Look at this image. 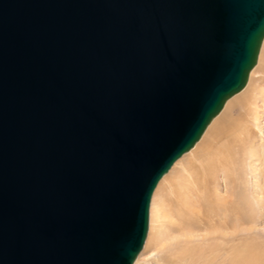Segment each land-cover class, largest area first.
<instances>
[{
    "label": "water",
    "instance_id": "1",
    "mask_svg": "<svg viewBox=\"0 0 264 264\" xmlns=\"http://www.w3.org/2000/svg\"><path fill=\"white\" fill-rule=\"evenodd\" d=\"M263 40L264 0H0V264H133Z\"/></svg>",
    "mask_w": 264,
    "mask_h": 264
},
{
    "label": "rangeland",
    "instance_id": "2",
    "mask_svg": "<svg viewBox=\"0 0 264 264\" xmlns=\"http://www.w3.org/2000/svg\"><path fill=\"white\" fill-rule=\"evenodd\" d=\"M224 115L235 122L230 134L215 129ZM227 142L235 144L233 161L212 163ZM234 204L242 205L239 218L230 213ZM136 260L264 264V40L245 88L155 187L147 236Z\"/></svg>",
    "mask_w": 264,
    "mask_h": 264
},
{
    "label": "bare ground",
    "instance_id": "3",
    "mask_svg": "<svg viewBox=\"0 0 264 264\" xmlns=\"http://www.w3.org/2000/svg\"><path fill=\"white\" fill-rule=\"evenodd\" d=\"M262 43H263V42H262ZM252 70H253V69H252ZM250 73H251V72H250ZM249 75H250V74H249ZM248 78H249V77H248ZM244 88H245V87H244ZM241 91H242V90H241ZM241 91H240V92H241ZM240 92H239V93H240ZM237 94H238V93H237ZM237 94H235L234 96H236ZM234 96H233V97H234ZM230 99H232V97H231ZM230 99H229V100H230ZM229 100H227V102H228ZM227 102H226V103H227ZM226 103H225V104H226ZM224 106H225V105H224ZM223 108H224V107H223ZM221 111H222V110H221ZM221 111H220V112H221ZM219 114H220V113H219ZM219 114H218V115H219ZM218 115H217V116H218ZM217 116H216V117H217ZM216 117H214V119H215ZM214 119H213V120H214ZM220 119H221V118H220ZM232 119H233V118H232ZM213 120H212V121H213ZM212 121L210 122V124L212 123ZM234 123H235V122H234ZM234 123H233V121L231 120V118L229 119L228 116H225V115H224V117H222V119H221V120L219 121V123L217 124L216 128H215V127H214V128H215L218 132H220V131L223 130V132H225L226 134H228V133L230 134V133H232L233 131L236 130V128H235V124H234ZM210 124H209V125H210ZM209 125H208V126H209ZM208 126L206 127V129L208 128ZM206 129H205V131H206ZM237 129H238V128H237ZM205 131H204V132H205ZM215 132H216V131H215ZM203 134H204V133H203ZM203 134H202V136H203ZM215 134H217V132H216ZM202 136H201V137H202ZM235 138H236V137H235ZM200 139H201V138H200ZM200 139H199V140H200ZM225 143H226V142H225ZM196 144H197V143H196ZM196 144H195V145H196ZM222 146H223V145H222ZM194 147H195V146H194ZM194 147H193V148H194ZM233 147H235V144H232V142H227V144H225L222 148H220V149L218 148V152H217V151H216V153L214 152V153H215V156H214V158H213V160H212V163H215V164H217V165H221V166H222L223 163L225 164V162H227V161L230 159V157L232 156L231 154L233 153V150H232ZM237 147H238V146H237ZM193 148H192V149H193ZM192 149H191V150H192ZM191 150H190V151H191ZM190 151H189V152H190ZM189 152H188V153H189ZM186 154H187V153H186ZM184 155H185V154H184ZM182 156H183V155H182ZM182 156H181V157H182ZM181 157H180V158H181ZM180 158H179V159H180ZM179 159H178V160H179ZM229 161L232 162L233 160L231 161V159H230ZM175 162H176V161H175ZM175 162H174V163H175ZM230 162H229V163H230ZM210 164H211V163H210ZM173 165H174V164H173ZM173 165H172V166H173ZM225 165H226V164H225ZM229 165H231V163H230ZM172 166H171V167H172ZM226 166H227V165H226ZM206 167H208V166H206ZM207 170H208V169H207ZM162 178H163V177H162ZM162 178H161V179H162ZM157 184H158V183H157ZM244 205H245V204H244ZM151 206H152V205H151ZM241 208H242V205H241ZM241 208H240L239 205H237L236 208H235V204H234L233 209H232V208L230 209V213H231L233 216L238 217V216H240V212H241L240 209H241ZM243 208H244V207H243ZM150 211H151V210H150ZM150 215H151V212H150ZM238 218H239V217H238ZM245 219H246V218H244V219H242V220H245ZM148 225H149V224H148ZM136 259H137V258H136ZM136 259H135L136 262L134 261L133 264H137V260H136Z\"/></svg>",
    "mask_w": 264,
    "mask_h": 264
}]
</instances>
